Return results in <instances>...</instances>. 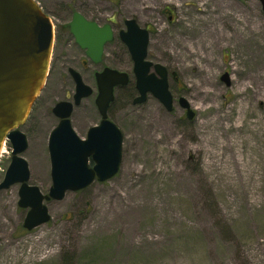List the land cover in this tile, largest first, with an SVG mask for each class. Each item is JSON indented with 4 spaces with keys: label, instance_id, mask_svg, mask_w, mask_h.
I'll return each instance as SVG.
<instances>
[{
    "label": "rangeland",
    "instance_id": "obj_1",
    "mask_svg": "<svg viewBox=\"0 0 264 264\" xmlns=\"http://www.w3.org/2000/svg\"><path fill=\"white\" fill-rule=\"evenodd\" d=\"M36 2L55 35L73 11L120 26L133 18L150 32L147 59L167 67L174 103L165 110L148 93L144 103L134 104L132 58L109 46L95 68L111 66L129 78L114 88L110 113L123 134L120 168L103 182L45 201L51 218L31 230L22 227L28 208L17 203L20 184L0 189V264H264V97L253 96L256 82L238 89L245 74L262 77L255 71L264 63L259 0ZM218 2L229 7L220 10ZM54 42L49 75L21 125L28 138L21 154L31 171L28 182L44 194L52 185L47 143L57 117L51 109L74 93L66 67H80L77 56L85 59L72 42ZM88 72L83 79L94 91L71 115L81 138L99 118ZM179 96L194 112L190 119ZM5 150L0 181L11 162L9 140Z\"/></svg>",
    "mask_w": 264,
    "mask_h": 264
},
{
    "label": "water",
    "instance_id": "obj_2",
    "mask_svg": "<svg viewBox=\"0 0 264 264\" xmlns=\"http://www.w3.org/2000/svg\"><path fill=\"white\" fill-rule=\"evenodd\" d=\"M260 2L264 12V0ZM125 22L121 39L133 61L138 91L133 103H144L150 93L165 110L172 111L174 98L168 87L167 67L147 59L150 32L140 28L133 18ZM68 24L78 45L86 50V56L95 63L101 61L103 44L112 36L110 25L99 28L77 11H73ZM91 30L94 34L87 32ZM53 40V22L36 0H0V155L5 140H9L12 150L0 189L20 184L17 203L28 208L22 223L26 230L51 218L45 201L59 200L67 190H81L95 179L103 182L113 177L122 161L123 134L117 124L106 119V108L114 98V87L129 82L128 74L111 67L98 71L95 101L102 119L98 126L90 127L86 138H81L70 123V112L93 90L71 69L75 81L73 101L56 102L53 113L59 120L48 136L52 185L48 194H44L37 185L28 182L31 171L28 161L21 156L28 146V138L21 131V125L46 82ZM221 79L228 84V73ZM178 102L190 119L194 112L186 98L179 96ZM89 160L93 162L91 166Z\"/></svg>",
    "mask_w": 264,
    "mask_h": 264
},
{
    "label": "flooded vegetation",
    "instance_id": "obj_3",
    "mask_svg": "<svg viewBox=\"0 0 264 264\" xmlns=\"http://www.w3.org/2000/svg\"><path fill=\"white\" fill-rule=\"evenodd\" d=\"M259 2H260V0H259ZM261 3V2H260ZM261 5V4H260ZM261 7H262V5H261ZM72 15H73V12H72ZM72 15H71V18H72ZM84 16V15H83ZM84 17H86V16H84ZM86 19L87 20H89L90 22H94V23H96L97 24V26L99 27V28H102L104 25H110V27H111V34H112V36H111V38L108 40V41H106L103 45V52H102V54H101V56H102V59H101V61H99L98 63H95L90 57H88V56H86V50L85 49H83L81 46H79L78 45V43L76 42V38H75V36L72 34V32H71V28H70V25L68 24L69 22H70V20L68 21V22H64L63 24H61V26H60V30L58 29L57 30V35H55V32H54V40H55V42H54V40H53V42H54V45H56V46H60V43L61 44H64V43H66L65 45H67V44H70V42H72L74 45H76V46H78L79 48H80V50H81V52H82V54L84 55V57H85V59H83L82 57H75L79 62H80V67H75V66H67L66 67V69H67V73H68V75L70 76V78H71V80H73V77H72V74H71V69H74L75 71H77L78 73H79V75H80V77H81V80H83V82L85 83V84H87L86 83V81L83 79V74H86V71H89L90 72V75H91V77H92V79H94V82H95V89L97 90V79H95V76H96V74L98 73V71H101V70H103L104 69V67H108V66H106V65H103V66H101V68H95L98 64H100L101 62H103V60H104V57H105V55L106 54H109V52H112L113 54L115 53L116 54V50H117V52H120V51H124L125 53L126 52H128V48H127V45L122 41V39H121V32L122 31H125L126 30V22H125V19L123 20V22H124V26H120V25H118L116 22H114V20L112 19V18H107V19H105L104 21H100L98 18H88V17H86ZM87 32H89V33H92V34H94L93 33V31L91 30V31H87ZM109 46H111L110 48H114L113 50L114 51H112V50H109V52H107V49H109ZM121 53V52H120ZM129 53V52H128ZM112 54V55H113ZM60 56V52L57 54V52H55V54H53V59L55 60V62H57L58 61V57ZM54 57H56V58H54ZM51 58V57H50ZM53 65H55L54 64V62H53ZM90 65H92V66H90ZM94 65V66H93ZM109 67H111V66H109ZM111 68H114V67H111ZM88 69V70H87ZM114 69H117V68H114ZM49 70V69H48ZM88 72V73H89ZM48 75H49V73H48ZM73 83H74V89H75V81L73 80ZM45 85V84H44ZM88 85V84H87ZM116 87H121V86H116ZM115 88V87H114ZM115 90V89H114ZM74 91V90H73ZM94 91V90H93ZM75 92V91H74ZM93 93V92H92ZM91 93V94H92ZM97 93H98V90H97ZM97 93H96V95H95V98H96V96H97ZM90 94V95H91ZM73 95H74V93L72 94V96H71V99H67L66 98V100H68V101H73ZM69 97V96H68ZM95 98H94V102H95V108H96V111L98 112V114H99V118H98V121H96V122H94L92 125H90V127H92V126H98L99 125V123L101 122V119H102V114H101V112H99V110H98V107H97V105H96V101H95ZM66 100H59V101H66ZM57 102V101H56ZM56 102H55V104H56ZM81 103V102H80ZM79 103V104H80ZM78 104V105H79ZM78 105L77 106H73V108H72V111L70 112V123H71V115H72V112H73V110H74V107H78ZM112 105H113V99L111 100V102L109 103V105L107 106V108H106V119L107 120H109L110 122H113L114 123V121H113V119L110 117V113H111V109H112ZM55 106V105H54ZM54 106L52 107V109H51V112H52V114H54L53 113V108H54ZM55 115V114H54ZM55 117H57V122H58V120H59V118H58V116L57 115H55ZM57 124V123H56ZM116 124V123H115ZM72 125V124H71ZM73 126V125H72ZM56 127V126H55ZM54 127V128H55ZM90 127L89 128H87L86 130H85V138L87 137V132H88V130L90 129ZM53 128V129H54ZM74 128V127H73ZM51 132V131H50ZM49 136V135H48ZM89 162L91 163L92 162V160H89ZM93 163V162H92Z\"/></svg>",
    "mask_w": 264,
    "mask_h": 264
},
{
    "label": "bare ground",
    "instance_id": "obj_4",
    "mask_svg": "<svg viewBox=\"0 0 264 264\" xmlns=\"http://www.w3.org/2000/svg\"><path fill=\"white\" fill-rule=\"evenodd\" d=\"M212 1V0H211ZM213 3H217L216 2V0H214V2ZM206 4V2H203L202 4H201V6H204ZM220 8V10H223V8H228L226 5H224V4H222L221 2H218V4L216 5V8ZM224 33H217V36L219 35V36H221V35H223ZM256 72H258V73H262V77L261 78H258L259 77V75L257 74V73H255V74H253V73H247V74H245L244 76H242V82L240 83H238L239 84V87H238V89L240 90V91H243L244 90V88L246 87V81L247 82H249V83H251L252 84V86H253V84L256 82V83H258L259 84V90L258 91H255V92H253V96H257V95H262V97H264V90H263V86H264V63H262V64H260V65H258L257 66V68H256V70H255ZM262 87H261V86ZM262 90V91H261ZM240 106H241V110H243L244 109V107L245 106H243V102L241 101L240 102ZM216 121V119H213L212 118V121H211V123L212 122H215ZM213 136L214 137H218V135L217 134H215L214 133V131H213ZM1 150H2V152L4 153V152H7V150H5V146H3V148H1ZM246 164V163H245Z\"/></svg>",
    "mask_w": 264,
    "mask_h": 264
}]
</instances>
